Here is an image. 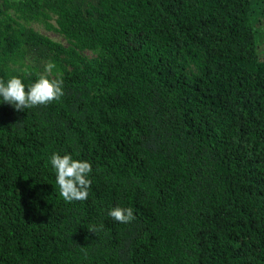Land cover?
<instances>
[{"label":"trees","instance_id":"16d2710c","mask_svg":"<svg viewBox=\"0 0 264 264\" xmlns=\"http://www.w3.org/2000/svg\"><path fill=\"white\" fill-rule=\"evenodd\" d=\"M47 61L60 100L0 104V264H264V0H0V79Z\"/></svg>","mask_w":264,"mask_h":264},{"label":"clouds","instance_id":"9594fccd","mask_svg":"<svg viewBox=\"0 0 264 264\" xmlns=\"http://www.w3.org/2000/svg\"><path fill=\"white\" fill-rule=\"evenodd\" d=\"M27 72V69H24ZM55 73V75H52ZM64 95L63 75L55 62L47 61L43 73L31 83H25L18 75H10L0 79V104H7L17 112L47 106L60 100ZM49 166L54 174L59 196L68 203L85 201L92 185L93 168L90 161L74 156L71 152H52L48 158ZM107 217L119 224H127L135 219L131 207L120 205L106 209ZM100 228L91 227L95 233Z\"/></svg>","mask_w":264,"mask_h":264},{"label":"rangeland","instance_id":"374dc122","mask_svg":"<svg viewBox=\"0 0 264 264\" xmlns=\"http://www.w3.org/2000/svg\"><path fill=\"white\" fill-rule=\"evenodd\" d=\"M49 36H51L52 38H55V39H59V36L55 35L54 33H48Z\"/></svg>","mask_w":264,"mask_h":264}]
</instances>
